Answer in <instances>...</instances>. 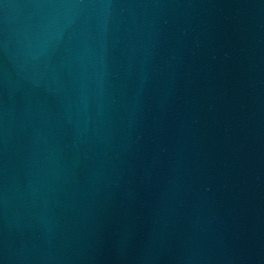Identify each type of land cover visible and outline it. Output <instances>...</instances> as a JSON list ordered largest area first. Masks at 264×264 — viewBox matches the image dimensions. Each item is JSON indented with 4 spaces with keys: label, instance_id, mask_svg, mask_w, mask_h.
I'll use <instances>...</instances> for the list:
<instances>
[{
    "label": "water",
    "instance_id": "obj_1",
    "mask_svg": "<svg viewBox=\"0 0 264 264\" xmlns=\"http://www.w3.org/2000/svg\"><path fill=\"white\" fill-rule=\"evenodd\" d=\"M0 264H264V0H0Z\"/></svg>",
    "mask_w": 264,
    "mask_h": 264
}]
</instances>
